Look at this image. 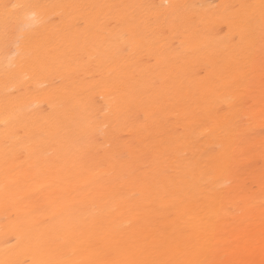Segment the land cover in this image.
<instances>
[{
    "label": "bare ground",
    "instance_id": "6f19581e",
    "mask_svg": "<svg viewBox=\"0 0 264 264\" xmlns=\"http://www.w3.org/2000/svg\"><path fill=\"white\" fill-rule=\"evenodd\" d=\"M0 264H264V0H0Z\"/></svg>",
    "mask_w": 264,
    "mask_h": 264
},
{
    "label": "snow or ice",
    "instance_id": "6c2138e0",
    "mask_svg": "<svg viewBox=\"0 0 264 264\" xmlns=\"http://www.w3.org/2000/svg\"><path fill=\"white\" fill-rule=\"evenodd\" d=\"M23 6L21 5H13V8H21ZM30 7H39V6H30ZM29 19L32 21H35L37 19V14L36 12H32L31 15L29 16Z\"/></svg>",
    "mask_w": 264,
    "mask_h": 264
}]
</instances>
